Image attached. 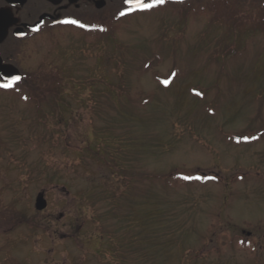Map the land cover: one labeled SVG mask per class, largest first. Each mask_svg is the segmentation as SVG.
<instances>
[{
  "label": "rangeland",
  "instance_id": "rangeland-1",
  "mask_svg": "<svg viewBox=\"0 0 264 264\" xmlns=\"http://www.w3.org/2000/svg\"><path fill=\"white\" fill-rule=\"evenodd\" d=\"M177 9L43 44L48 102L0 114V264H264V31Z\"/></svg>",
  "mask_w": 264,
  "mask_h": 264
},
{
  "label": "flooded vegetation",
  "instance_id": "flooded-vegetation-1",
  "mask_svg": "<svg viewBox=\"0 0 264 264\" xmlns=\"http://www.w3.org/2000/svg\"><path fill=\"white\" fill-rule=\"evenodd\" d=\"M118 8L126 10L127 16L129 12L140 11L125 0H0V83H7L11 76L21 77L10 88L0 87V114L2 107L12 100L11 91L20 90L19 86H24L19 97L35 103L42 95L43 82L50 80L51 86L57 82L55 65L45 72L44 56L38 60L37 56L43 44L58 39L59 29L68 28L73 35L80 33L87 40H100L106 21ZM130 8L133 10L129 11ZM66 20L79 23H66Z\"/></svg>",
  "mask_w": 264,
  "mask_h": 264
},
{
  "label": "trees",
  "instance_id": "trees-1",
  "mask_svg": "<svg viewBox=\"0 0 264 264\" xmlns=\"http://www.w3.org/2000/svg\"><path fill=\"white\" fill-rule=\"evenodd\" d=\"M172 4L181 6V10L180 9L176 10V12L178 11L177 13L179 14L181 18L189 17L191 15H194V16L197 15V11H194V10L200 8V11H201L200 13L207 14L209 19L211 18L213 20H219L222 25H224V23H227L230 26L229 28H231V30H238L239 28H241L242 25L249 24L250 26L252 25V27L254 28H258V26L260 25L261 29L264 31V0H187L183 4L176 3L172 0H165V2L161 4V6L163 5L167 6V5H172ZM238 5L242 6V8L238 9L237 8ZM122 12L125 14L121 15ZM126 16H127V12L124 9L118 8L115 11H112V13L110 14V17L106 21V24L103 27L99 35V39L101 40L104 38L105 39L114 38L115 31H114L113 26L117 27L121 19ZM231 20L233 23L228 22ZM90 37H92V35H90ZM48 93H53V92H48ZM37 100L39 101L37 108L42 106V103L48 102V100H45L44 97L39 98ZM94 115H96V112ZM98 116H100V114ZM97 135H99V133H97ZM96 141L100 142L99 144L102 146L101 151L103 150L105 145L107 144L110 145L108 142H103L104 140H99L98 138L96 139ZM106 141H109V140L107 139ZM91 150H93V152L96 155L101 156L100 149L94 147ZM120 167L122 168V166ZM111 168L114 169L115 170L114 172L117 173L118 175L127 177L126 179H128V177L130 176L128 174L129 173L128 170L124 168H122L124 170L117 169L118 165L114 164V161L111 162ZM128 181L129 180L124 181L126 183V187H121V188L119 187V189L114 188V190H111L110 196H113L111 197L112 199L117 200L119 202L122 199V197H124V195L126 194V190L130 187ZM104 195H106V193H104ZM109 197H108V200H112ZM102 198L104 200V197ZM145 220L147 219L145 218ZM112 238H113L114 244L117 246L119 242L118 238L115 235H113Z\"/></svg>",
  "mask_w": 264,
  "mask_h": 264
},
{
  "label": "snow or ice",
  "instance_id": "snow-or-ice-1",
  "mask_svg": "<svg viewBox=\"0 0 264 264\" xmlns=\"http://www.w3.org/2000/svg\"><path fill=\"white\" fill-rule=\"evenodd\" d=\"M165 0H152L151 3H146L145 0H126V3L129 5H133L134 9L137 10H148L154 7L157 4H163ZM133 10V8H130L129 11ZM125 13H121V15H124ZM66 23H73V24H78L79 22L76 20H66ZM83 26V25H81ZM21 79L19 76H14L10 80H8L7 83H0V87L3 88H10L12 87L16 82H18ZM164 83H168V81H164ZM245 139H248L245 137Z\"/></svg>",
  "mask_w": 264,
  "mask_h": 264
},
{
  "label": "water",
  "instance_id": "water-1",
  "mask_svg": "<svg viewBox=\"0 0 264 264\" xmlns=\"http://www.w3.org/2000/svg\"><path fill=\"white\" fill-rule=\"evenodd\" d=\"M175 1H182V0H175ZM126 3V0H125ZM127 5H129L128 3H126ZM133 6V5H130ZM13 76H11L12 78ZM20 77V76H19ZM6 78V77H5ZM7 81L10 80V78L6 79ZM47 207V201L45 199V197L43 196V194L38 195V197L36 198L35 201V208L39 211L44 210Z\"/></svg>",
  "mask_w": 264,
  "mask_h": 264
}]
</instances>
